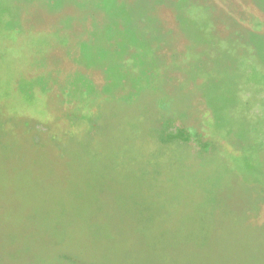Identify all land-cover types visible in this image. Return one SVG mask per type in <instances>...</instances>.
I'll use <instances>...</instances> for the list:
<instances>
[{
    "label": "rangeland",
    "instance_id": "obj_1",
    "mask_svg": "<svg viewBox=\"0 0 264 264\" xmlns=\"http://www.w3.org/2000/svg\"><path fill=\"white\" fill-rule=\"evenodd\" d=\"M197 2L0 0V264H264V0Z\"/></svg>",
    "mask_w": 264,
    "mask_h": 264
},
{
    "label": "crops",
    "instance_id": "obj_2",
    "mask_svg": "<svg viewBox=\"0 0 264 264\" xmlns=\"http://www.w3.org/2000/svg\"><path fill=\"white\" fill-rule=\"evenodd\" d=\"M204 4L207 3H205L204 0H199V2L194 3V6L201 9L202 11L203 8H205ZM245 72V78L249 77L250 75L264 78L263 74H258L253 69L250 71V73L248 71ZM258 86H252L251 84H249V82L243 81L242 86L238 87L239 91H248L252 96L250 98L251 101L247 103H241L240 108H238L241 111V119L244 120L250 127L251 137L249 138V142L244 148L245 152L243 153V162L248 161L250 164H252L253 162H257L260 164L261 161L259 160V158L264 155V103L255 101L253 99V96H264V86H262L261 88H258ZM259 172L261 174H264V169ZM250 173L251 172H249V169L244 166L243 174L251 176L252 173ZM259 187L264 194V176L260 182Z\"/></svg>",
    "mask_w": 264,
    "mask_h": 264
},
{
    "label": "trees",
    "instance_id": "obj_3",
    "mask_svg": "<svg viewBox=\"0 0 264 264\" xmlns=\"http://www.w3.org/2000/svg\"><path fill=\"white\" fill-rule=\"evenodd\" d=\"M228 244H230L231 245V243H228ZM257 254V253H256ZM256 254H248L249 255V259H250V262L251 263H254V264H261L260 263V261H259V259L258 258H256ZM258 257V256H257Z\"/></svg>",
    "mask_w": 264,
    "mask_h": 264
}]
</instances>
